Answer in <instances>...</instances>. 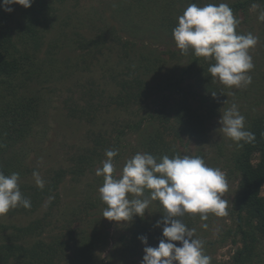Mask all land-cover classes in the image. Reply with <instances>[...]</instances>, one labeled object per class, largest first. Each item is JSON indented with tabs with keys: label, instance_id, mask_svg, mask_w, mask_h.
Segmentation results:
<instances>
[{
	"label": "rangeland",
	"instance_id": "1",
	"mask_svg": "<svg viewBox=\"0 0 264 264\" xmlns=\"http://www.w3.org/2000/svg\"><path fill=\"white\" fill-rule=\"evenodd\" d=\"M48 1L53 2L55 13L50 16L52 22L44 29L43 38L38 45L23 37L27 22L23 18V10L29 8L18 4L12 6L15 15V20L11 23L14 40L20 51L32 56L34 62L32 69L29 61L24 63L25 68L31 69L34 74L19 72L12 85L18 86L19 96L42 98L40 122L27 142L16 147L18 151L22 147L24 149V154L21 153L20 157L22 164L24 162L20 171L23 177L19 181L20 191L24 197L31 198L22 188L30 185L38 187L33 172L39 173L44 186L50 185L57 173L63 170L67 173L57 191L47 196L35 213H29L26 208L19 206L0 216V239L3 240L4 235L9 238L14 236V227H24L36 219L46 218V228L42 236H35L30 240L33 242L42 239L50 243L60 238L61 241H66L69 248L63 255L60 254L61 258L55 264H77V245L83 246L86 241L92 243L89 251L95 257L96 264H102V260L112 261L114 264H141L144 248L134 256L135 259L125 262L122 254H115L114 246L118 236L127 232L125 227L129 222H115L103 218L106 205L101 200L98 189L104 178L96 175V170L102 167V161L106 159L107 150H118V156L113 158L116 167L114 175L117 177L125 162L140 152L135 134H129L125 123L140 120L143 115L140 113L136 116L129 108L108 107L104 98L97 97L98 86L107 89L108 94H117L118 79L125 71L128 61L122 51V43L129 41L136 44L134 52L131 51V57L138 55L141 59V53H144L154 62L150 82H179L172 92H167L169 105L177 103L182 94L188 96L190 92H194L190 100L195 107H206L204 101L210 97L217 95L219 98V114L209 124V133L204 140L189 139L183 134L179 137L171 135L169 139L175 142L183 155L202 153L209 167H218L225 173L228 191L223 194V198L228 201L227 215L213 214L214 218H210L208 223H198L194 238L203 241V250L210 257V264L232 262L240 244L237 246L233 243L237 222L228 210L233 206L232 201L237 194L239 175L230 172L227 165L221 162L223 156L220 152L230 157L236 143L219 131L221 125L218 121L224 109L233 103L238 105L239 111L245 116V127L247 115L264 114V22L258 20L259 8L250 7L247 11L234 14L239 20L237 31L240 34L252 33L258 37L257 45L250 50L254 68L248 74L252 77V83L245 88H229L214 78L215 86L220 89L213 95L214 92H210L196 78L180 80L183 78L181 66H186L190 57L182 54L174 39L163 32L158 15L155 20L152 16L147 20L142 18L140 11L138 14L133 11L129 13L125 6H128L130 0ZM182 1L178 2V6L186 9L192 1L204 6L208 3H234L239 0ZM179 7H174L173 10ZM80 40H97L101 52L96 48L92 51L81 49ZM169 50L176 55L167 53ZM22 84L24 86L20 87ZM188 86H193L195 90L190 91ZM3 88H0V95H8ZM159 96L160 94L151 95L148 100L151 108L156 107L152 101H159ZM96 101L97 107L101 106L97 114L91 112V104ZM100 133L106 137L104 147L98 149L100 156L81 173L76 162L81 155H85L88 148L94 146L95 135ZM49 197L53 199L50 200ZM259 248L260 256L255 257L253 264H264V243Z\"/></svg>",
	"mask_w": 264,
	"mask_h": 264
},
{
	"label": "trees",
	"instance_id": "2",
	"mask_svg": "<svg viewBox=\"0 0 264 264\" xmlns=\"http://www.w3.org/2000/svg\"><path fill=\"white\" fill-rule=\"evenodd\" d=\"M181 1L130 0L125 8L129 13L133 11L134 14H138L140 11V14H143L141 15L142 18L147 20L150 16L155 20L156 15H158L163 32L174 39L173 29L178 24V17L185 10L182 6H178V2ZM182 3L184 4L183 1ZM192 3L194 2L192 1ZM253 3L258 5L260 11L264 10V0H239L227 4L232 8L233 13L237 14L240 11L249 10ZM174 7L179 8L173 10ZM161 11L163 12L160 15ZM23 12V18L27 20L23 37L29 38L38 45L39 40L43 38L44 29L52 22L50 16L55 13L53 2L34 0L31 7L23 10ZM14 20V12L7 13L0 9V88L3 86V90L8 92V95L3 93L0 95V171L7 175H10L11 172L19 173V181H21L23 177L20 171L23 169L21 167H23L24 162L22 164L20 157L21 153L24 154V149L22 147L18 151L16 147L27 142L28 137L33 134L36 125L40 122L41 114L39 111L42 98L19 96L18 86L12 85V81L17 78L19 72L34 74L31 70L32 63H34L32 56L23 54L14 40V29L11 26ZM137 23L146 24L144 22ZM79 43L81 49L92 51L96 48L101 52L97 40H80ZM122 45L124 46L122 51L128 57V61L125 71L118 79L119 90L116 95L112 92L108 94L107 89L98 86V99L104 98L108 107L129 108L133 110L134 115L138 116L140 113L143 115L140 120L125 123V129L130 132L129 134H135L137 149L141 153L151 154L158 160L164 155L169 157L175 154L183 155L175 142L169 139L170 136L186 135L189 139L204 140L209 133V124L219 114L221 104L215 93H218L220 88L215 86L214 78L208 72V68L214 61L210 58L197 57L192 51H189L186 54L190 57L186 66H181L183 78L180 80L196 78L210 92L213 91L212 94L216 95V97H210L204 101L206 107H195L190 100V96L194 92H190L188 96L182 94L177 103L169 105L170 99L167 92H172L179 82L164 81L153 84L154 82H150L149 78L154 62L144 53H141V59L138 55V59L137 56L131 57V51L134 52L136 44L126 41ZM167 53H172V56L176 55L172 50ZM28 61L31 64V69L25 68L24 63ZM115 77L117 78V75ZM22 86L24 84L20 87ZM188 89L190 91L195 90L193 86H188ZM152 94H160L159 101H152V104L156 105L154 108H151L148 103ZM97 101L91 104V112L96 114L101 110V106L97 107ZM96 114L93 115L96 116ZM246 129L255 133L254 142L245 143L243 147L234 145L230 157L224 156V153L220 152L223 156L221 162L227 165L230 172L239 175L237 194L232 201L233 206L228 211L232 214L233 219L235 216L237 222L236 234L232 237L233 243L237 246L240 245L233 261L229 264H253L255 257L260 256V251H258L260 245L264 243V196H262L264 188V114L247 115ZM105 142L106 137L101 133L95 135L94 146L88 148L85 155H81L76 162V167L80 168L81 173L85 171L87 166H91L95 159L99 158L98 149L104 147ZM198 155L204 158L202 153ZM66 173L67 171L64 170L57 173V177L53 179L52 183L44 186L43 189L33 185L23 186V191L30 194L31 197V207L27 208L29 213H35L42 201L57 191ZM147 195L148 192L146 191L145 196ZM163 213L164 210L159 202L152 201L149 208L146 209L145 216L143 218L134 217L125 227L127 232H122L118 236L114 246L115 254H122L125 262L128 259H135L134 256H137L145 246L157 247L163 238V225L156 227V223L162 221ZM212 215L209 213L206 220H202L200 214L190 213L179 218L189 229L196 230L198 223H208L210 218H214ZM45 220L46 218L36 219L24 227H14L16 233L10 238L4 235L3 240L0 239L2 241L0 243V264H55V261L59 257L61 258V255L69 248L66 241H61L60 238L54 239L50 243H46L42 239L33 242L30 240L32 237L42 236L46 228L45 223H47ZM141 236L147 237V245L141 242L139 239ZM237 236L238 238H236ZM176 243L178 244V242ZM91 244L90 241H86L83 246L77 245V264H96L95 257L89 251ZM101 262L102 264H114L108 260Z\"/></svg>",
	"mask_w": 264,
	"mask_h": 264
},
{
	"label": "clouds",
	"instance_id": "3",
	"mask_svg": "<svg viewBox=\"0 0 264 264\" xmlns=\"http://www.w3.org/2000/svg\"><path fill=\"white\" fill-rule=\"evenodd\" d=\"M33 2L2 0L0 9L11 13L13 5L27 9ZM251 7L256 9L258 5L253 3ZM258 20L264 22V10ZM238 25L239 20L227 3L204 6L192 3L178 17L172 34L182 54L192 51L197 57L214 61L208 68L213 78L229 88H245L252 83L248 74L254 68L250 50L257 45L258 37L240 34ZM218 123L219 131L237 147L256 139L255 133L246 129L245 116L235 103L224 109ZM118 154V150H107L102 167L96 170V175L104 178L98 189L106 205L103 218L115 222L143 218L152 201H158L164 210L162 221L156 223V227L163 225V238L157 247H144L141 264H210L203 241L194 238L195 230L189 229L179 217L186 213L200 214L206 220L209 213L227 215L228 201L223 198L228 191L225 173L218 167H209L200 155H164L158 160L151 154L138 152L125 162L117 177L113 158ZM33 177L43 189L39 173L33 172ZM19 179V173L5 175L0 171V216L19 206L31 207L30 199L20 191ZM139 239L147 245V237Z\"/></svg>",
	"mask_w": 264,
	"mask_h": 264
}]
</instances>
